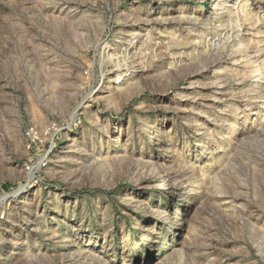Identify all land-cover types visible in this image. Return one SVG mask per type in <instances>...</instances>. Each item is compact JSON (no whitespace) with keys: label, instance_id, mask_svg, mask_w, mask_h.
Segmentation results:
<instances>
[{"label":"rangeland","instance_id":"374dc122","mask_svg":"<svg viewBox=\"0 0 264 264\" xmlns=\"http://www.w3.org/2000/svg\"><path fill=\"white\" fill-rule=\"evenodd\" d=\"M0 264H264V0H0Z\"/></svg>","mask_w":264,"mask_h":264}]
</instances>
